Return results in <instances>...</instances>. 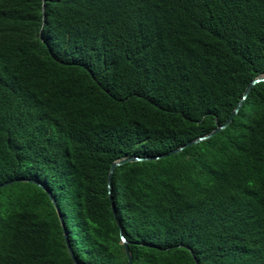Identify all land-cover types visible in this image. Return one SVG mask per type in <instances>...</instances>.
Here are the masks:
<instances>
[{
  "label": "trees",
  "instance_id": "1",
  "mask_svg": "<svg viewBox=\"0 0 264 264\" xmlns=\"http://www.w3.org/2000/svg\"><path fill=\"white\" fill-rule=\"evenodd\" d=\"M261 75L264 0H0V184L45 186L80 264H126L110 164L208 134ZM110 184L131 264H264V82ZM0 264H73L31 183L0 188Z\"/></svg>",
  "mask_w": 264,
  "mask_h": 264
},
{
  "label": "water",
  "instance_id": "2",
  "mask_svg": "<svg viewBox=\"0 0 264 264\" xmlns=\"http://www.w3.org/2000/svg\"><path fill=\"white\" fill-rule=\"evenodd\" d=\"M261 82H264V75L258 76L255 79H253L252 81H250L249 84L244 89V92L242 94V97H241L240 101L237 103L235 108L230 112V114L228 115V117L224 121V123L221 124V125H217L208 134L200 136V137H197V138L187 142L186 144H183V145H181V146H179V147H177V148H175L173 150H170L169 152H166V153L158 155V156H153V157L152 156H147V157L130 156V157H125V158H122V159H118V160H116V161H114V162H112L110 164L109 170H108V174H107V178H106L107 196H108L111 212L113 214V217H114V219L116 221V225H117V228H118L120 244L124 248V254H125V257H126V260H127L126 264H131L132 257L130 255V252H129V249H128V242L126 241V239H125V237H124V235L122 233V230H121V227H120V224H119V221L117 219L116 212H115V209H114V206H113V202H112L111 184L110 183H111V178H112L114 170L117 167H120V166H122V165H124L126 163L156 161V160H159V159L167 158L169 156H172V155L180 153L185 148H189V147H191V146H193V145H195L197 143H200V142H203V141H205L207 139L212 138L214 135H216L220 131L224 130L232 122L234 116L237 115V113H238V111H239L244 99L249 94L251 89L256 84H259ZM16 182H28V183H31V184L39 187L40 189H42L46 193L47 197L49 198V200H50V202H51V204H52V206H53V208L55 210L56 216L58 218V221H59V224H60V227H61V230H62L63 240H64V244H65V248L67 250V253H68V255H69V257H70V259H71L73 264H80L77 261V259L75 258L74 254H73V251L70 248V244H69V241H68V238H67V234L65 232V226H64V223H63L62 216H61V214H60V212L58 210V207H57V205L55 203V200H54L53 196L51 195L50 191L45 186H43L41 183H39V182H37L35 180H32V179H24V178L13 179V180L1 183L0 184V188H2L4 186H7V185H10L12 183H16Z\"/></svg>",
  "mask_w": 264,
  "mask_h": 264
}]
</instances>
